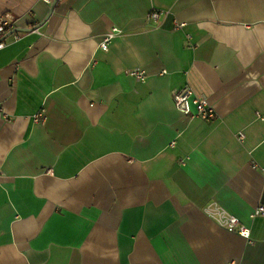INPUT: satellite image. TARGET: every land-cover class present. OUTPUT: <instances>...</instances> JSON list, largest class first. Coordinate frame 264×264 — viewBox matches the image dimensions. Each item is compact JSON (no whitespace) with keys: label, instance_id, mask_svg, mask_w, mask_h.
Listing matches in <instances>:
<instances>
[{"label":"crops","instance_id":"obj_1","mask_svg":"<svg viewBox=\"0 0 264 264\" xmlns=\"http://www.w3.org/2000/svg\"><path fill=\"white\" fill-rule=\"evenodd\" d=\"M50 8L0 0L16 28ZM20 34L0 50V264H264V0H60ZM186 85L214 119L177 110Z\"/></svg>","mask_w":264,"mask_h":264},{"label":"built area","instance_id":"obj_2","mask_svg":"<svg viewBox=\"0 0 264 264\" xmlns=\"http://www.w3.org/2000/svg\"><path fill=\"white\" fill-rule=\"evenodd\" d=\"M47 5H51L54 0H41ZM60 1V0H58ZM169 12H163L158 10H153L147 20L159 23L162 17L167 18ZM183 24H175V28H182ZM16 29V19L9 14L0 16V50L7 46L6 39L8 36L13 35L14 40L21 38V34L15 32ZM35 31H38L35 30ZM122 34V30L119 28H112L103 38L100 43L99 48L107 51L110 47L111 42ZM131 76L136 78L141 82L147 80V75L142 69H135L129 72ZM167 74L166 70H163L161 75ZM172 99L177 110L186 117H198L206 121L214 119L217 115L215 108L209 103L207 98L199 97L196 95L193 87L191 85H186L181 89L174 90L172 93ZM194 107V110H193ZM45 118L44 111L42 110L35 115V121H41ZM238 140L243 141L245 138L244 134H238ZM218 222L225 227L229 232H237L241 237L246 240L251 238V229L242 224L240 219L233 215H225L223 213H218ZM252 218L264 217V204L256 206L251 214Z\"/></svg>","mask_w":264,"mask_h":264},{"label":"water","instance_id":"obj_3","mask_svg":"<svg viewBox=\"0 0 264 264\" xmlns=\"http://www.w3.org/2000/svg\"><path fill=\"white\" fill-rule=\"evenodd\" d=\"M58 0H54L53 3L51 4V8H50V11L48 13V15L46 16V18L40 23L38 24L37 26H35L34 28H30V29H26V28H16L14 31L15 32H22V33H28V32H33L37 29H39L40 27H42V25L50 18V16L52 15L53 11H54V8L57 4Z\"/></svg>","mask_w":264,"mask_h":264}]
</instances>
